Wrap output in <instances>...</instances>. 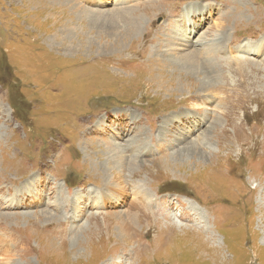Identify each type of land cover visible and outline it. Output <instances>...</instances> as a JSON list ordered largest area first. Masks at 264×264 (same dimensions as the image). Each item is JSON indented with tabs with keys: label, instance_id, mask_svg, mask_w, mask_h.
<instances>
[{
	"label": "rangeland",
	"instance_id": "1",
	"mask_svg": "<svg viewBox=\"0 0 264 264\" xmlns=\"http://www.w3.org/2000/svg\"><path fill=\"white\" fill-rule=\"evenodd\" d=\"M259 43L264 0H0V264H264V55L239 51Z\"/></svg>",
	"mask_w": 264,
	"mask_h": 264
},
{
	"label": "bare ground",
	"instance_id": "2",
	"mask_svg": "<svg viewBox=\"0 0 264 264\" xmlns=\"http://www.w3.org/2000/svg\"><path fill=\"white\" fill-rule=\"evenodd\" d=\"M174 1V0H173ZM123 2V0H116V4H121ZM175 7H177V3H175V5H173V7L171 8L172 10H174V8ZM196 12H197V10H195L194 11V15L196 14ZM183 13V12H182ZM184 13H186L187 14V16H186V18H187V22H184V19H182V21H183V23H182V27L184 28V30H183V32L190 38V39H192V38H194L195 37V35H196V32L195 31H197L196 29L198 28V26H199V23H197L194 19H190L189 18V13L190 12H186V11H184ZM141 15V14H140ZM181 15V14H180ZM138 17V24H137V26L135 27V29H134V34L135 35H138V34H141V28H140V25H141V16H137ZM182 17V16H181ZM143 21V20H142ZM146 22L145 21H143V25L145 24ZM142 26V25H141ZM143 28V27H142ZM146 32L147 31H145L144 33H143V35H142V37H143V40H145V39H147V38H145L146 37ZM151 33V32H150ZM238 33V32H237ZM141 36V35H140ZM171 36H172V38L171 39H173V38H175V39H177V37L175 36V34L173 33V35L171 34ZM190 39H184V40H182L181 39V44H179V45H176V49L177 50H186L188 47H190L189 45H191V44H193L194 45V48H201V49H204L206 46H209L210 44H212V43H214L213 41H209L208 42V40L207 39H204V38H198L197 40H195V41H191ZM215 41H216V39H214ZM238 40H239V37L238 36H236V35H234L232 38H230L229 40H228V44H227V48H226V50H229V51H232V52H234L233 50H235V51H238V49H239V46H238V44H237V42H238ZM121 47V46H120ZM168 49V48H167ZM237 49V50H236ZM117 50V49H116ZM174 50V49H173ZM239 51H242V53H246V54H248V55H252V56H254V58L256 59V58H258L259 56H263L264 55V43H259L256 47H248V48H241ZM245 51V52H244ZM164 52H165V50H164ZM167 53V52H166ZM109 54V53H108ZM192 55H195V53H191V54H189L188 56H177V57H175L176 59L172 62L174 65H176L177 64V62H179L182 66H185L184 68H182V69H180L179 71H177V70H173V72H175V73H177L178 74V76L180 77V72H185L186 74H189V72H190V68H192V66H191V64H194V63H192V62H196V59L195 58H192ZM106 56V55H105ZM135 56H136V60L138 61V58L137 57H139V58H142V56H141V51H136L135 52ZM151 56V55H150ZM176 56V55H175ZM131 57V56H130ZM168 57H170V56H168ZM153 58V57H152ZM150 59V57L148 58V60ZM151 60V59H150ZM255 61V60H253V59H250V58H248V57H245V58H243V57H238V59L236 60L237 62H241L242 63V65H249V64H251V63H249L250 61ZM263 62H264V59L262 60ZM144 62V61H143ZM255 62H257V60L255 61ZM139 63V62H138ZM147 63V62H146ZM153 63V62H152ZM176 63V64H175ZM228 63H230V61L228 62ZM258 63V62H257ZM252 64H254V63H252ZM259 64H261V62L259 63ZM149 65V64H148ZM255 65V64H254ZM258 65V64H257ZM162 66H168V64L166 63V62H162ZM176 66H178V65H176ZM223 66H224V72H222V73H227V74H229V76H230V73H228L226 70H227V65L225 64V63H223ZM145 68H146V66H145ZM150 71H152V72H154V69L153 68H150V66H149V68H148ZM259 69V68H258ZM238 72H240V73H242V74H244L245 76H247L244 72H241V71H239L238 70ZM233 75V74H232ZM174 76V75H173ZM181 78V77H180ZM249 78V77H248ZM176 79H177V77H176ZM184 79L185 78H181V80L182 81H184ZM193 79H195V77L193 78ZM201 81V80H200ZM222 82H223V80H222ZM192 83V82H191ZM198 83H196V88H194V90H189V93H194V96H196V98H198L199 96V94L201 93V92H207L206 90H212L213 89V87H211V86H206L204 83H199L198 85H197ZM193 86V85H192ZM223 86H226V87H229L228 85H223ZM220 91V90H219ZM197 93H199V94H197ZM199 111V110H198ZM199 112H201V111H199ZM200 121L201 122H203V119H200ZM200 122V123H201ZM200 123H199V121H198V123L196 124V126H191L190 127V129H191V131L192 130H198V127H200ZM128 126V125H127ZM121 130H124L123 128L121 129ZM127 130H129V128H127ZM190 131V132H191ZM153 153H154V149H153ZM168 160H169V158H168ZM164 163L166 164L167 163V160L166 159H164ZM115 168L114 167H108L107 168V170L105 171L104 169H103V171H104V174H106L107 175V177L106 178H104L105 180H107L108 179V177L110 176L109 175V173L111 172L112 173V176H114V173H116V172H114L113 170H114ZM137 171H139V168L136 170V172ZM130 175V174H129ZM130 176H128V178H129ZM115 178V177H114ZM127 184L129 185V181H127ZM142 192V191H141ZM145 192V191H144ZM159 194H161L160 192L159 193H157L156 192V194L155 195H159ZM104 198H105V200H106V203H104V206H103V208H106L107 207V204H108V202L111 200L113 203H117V200H118V198L119 197H116V196H113L112 194H110L109 196L107 195V194H105V195H103V193L101 194ZM80 203V204H79ZM81 203H84V204H82L81 205ZM99 203H100V199H99ZM79 204V205H78ZM142 205V207H145V205L142 203L141 204ZM82 207L84 208V209H86V208H93V203H92V200L91 199H83V198H80V201L79 200H77L76 201V204L75 205H73V206H71V210H70V212H71V214H74V213H76V212H78V211H82L83 209H82ZM137 208H140V207H137ZM154 213V212H153ZM51 215V214H50ZM155 215V214H154ZM54 216V215H53ZM164 216V215H163ZM169 216V215H168ZM138 217V211H136L135 213H133V215H131V217L130 218H128V220H129V222H132V220H133V218H137ZM155 219V218H154ZM175 219V218H174ZM173 218H170L169 220V223L170 224H172L173 226H172V228H173V230H174V228L176 227V229L178 230V231H180V232H182V233H184V234H187L185 231H186V229H187V225H184V224H181V223H178L177 221H175ZM163 220H164V224H166L165 223V219L163 218ZM119 224H117V226H118V228H119V237H117V238H121V239H128V237H130L129 235H131V229L129 228V224L126 222V219H120L119 221ZM133 224V226H132V228H134V229H137V227L135 228V226H136V223H132ZM169 225V224H168ZM168 225H167V228H169L168 227ZM142 228V227H141ZM163 228V227H162ZM170 230H172V229H170ZM136 232H138V230H136ZM173 232V231H172ZM161 233V232H160ZM195 233V232H194ZM197 233V232H196ZM199 233V235H200V232H198ZM178 234V233H177ZM135 235V234H134ZM137 235H138V233H137ZM158 235H160V234H158ZM164 235V234H163ZM140 236V235H139ZM96 237V236H95ZM132 237V236H131ZM197 240H199L200 242H201V237L200 238H197L198 236H194ZM133 238V237H132ZM159 237H157V240H158V242H159V246H161L162 247V242L158 239ZM184 238V237H183ZM210 238V237H209ZM187 239V238H186ZM81 240H82V238H81ZM115 241V240H114ZM119 241H120V239H119ZM122 241V240H121ZM182 241V240H181ZM83 242V241H82ZM82 242H80V243H82ZM116 242V241H115ZM126 242V241H125ZM124 242V243H125ZM114 243V242H113ZM113 243H112V245H113ZM143 243V242H142ZM152 243V242H151ZM188 243L190 244V240H188V241H186V242H184V243H181V244H185V247L188 245ZM205 243V242H204ZM128 244V243H127ZM198 244V243H197ZM196 244V245H197ZM78 245V247H77V249L76 250H72V249H70V250H66L65 252L66 253H68V256L67 255H65L64 253L61 255V257H63V260L64 261H68L69 260V258L72 256V253H73V255H76V257H77V252L80 250V254L79 255H81V248H80V246H79V244H77ZM82 245V244H81ZM91 245V244H90ZM142 245V244H141ZM150 245V244H149ZM148 245V246H149ZM154 246V243H152V247ZM158 246V247H159ZM150 247V246H149ZM157 247V248H158ZM84 249H85V247H83ZM82 248V249H83ZM90 248V247H89ZM195 248H202V246H201V244L200 245H197ZM116 249V248H115ZM169 250H171V249H169ZM198 251H199V249H197ZM107 251V250H106ZM158 251V250H157ZM164 251H166V249L164 250ZM52 252V251H51ZM152 252V251H151ZM170 252V251H169ZM58 253V252H57ZM104 254H108L107 252H105ZM146 254V253H145ZM58 256V255H57ZM142 256V255H141ZM50 257H51V255H50ZM74 257V256H73ZM110 257V256H109ZM108 257V258H109ZM52 258V257H51ZM60 257H58V259H57V263H59L60 262ZM105 259V258H104ZM111 258H109L107 261H109ZM145 259H147V256H145ZM195 259V258H194ZM52 262H53V260H51ZM90 261V260H89ZM94 262V261H93ZM54 263V262H53ZM187 263V262H186ZM65 264V263H64ZM100 264H105V262H101Z\"/></svg>",
	"mask_w": 264,
	"mask_h": 264
}]
</instances>
